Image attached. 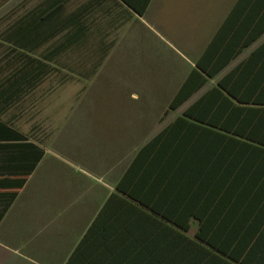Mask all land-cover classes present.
Segmentation results:
<instances>
[{"label": "crops", "instance_id": "0c3cea01", "mask_svg": "<svg viewBox=\"0 0 264 264\" xmlns=\"http://www.w3.org/2000/svg\"><path fill=\"white\" fill-rule=\"evenodd\" d=\"M237 1L0 0V117L45 151L0 222V264H67L98 219L120 239L104 264H264V150L184 116L241 122L212 90L264 33L170 108ZM18 58L56 59L62 91L3 81ZM35 152L0 168L22 175Z\"/></svg>", "mask_w": 264, "mask_h": 264}, {"label": "trees", "instance_id": "16d2710c", "mask_svg": "<svg viewBox=\"0 0 264 264\" xmlns=\"http://www.w3.org/2000/svg\"><path fill=\"white\" fill-rule=\"evenodd\" d=\"M262 3H264V0L237 1L197 61V68L193 70L176 94L170 108H176L189 98L192 92L197 90H188L187 88V85L194 81L196 77H199V86H202L208 77L215 76L244 49L262 36L264 33V10L260 8ZM138 12L143 14L145 10L140 9ZM55 60L54 58H18L16 72L3 76L2 80L38 84L46 78L47 73L44 71L50 67V62ZM23 92H26V90L12 91V94L22 97L24 96ZM212 93L223 97L224 106L228 110L234 109V111H238L239 118H241V122L238 125L233 127L229 123L221 125L213 121H206L197 114H193L191 110H187L184 116L196 120L198 123L194 122V126L203 127L214 133L239 134L242 138L248 140L242 141V143L264 150V42L221 78L218 81L217 88H214ZM4 95L8 97V89L5 90ZM203 99L205 98L200 101ZM208 126L217 128L219 131ZM30 140V135L25 134L9 121L0 117V152L7 151L14 146L32 147L37 151L30 167L22 175H15L13 173L14 170L7 169L5 166L0 168V222L17 198L20 190L26 184L29 174L35 169L44 155V149L30 142ZM10 156L11 159L14 158V155ZM115 195L117 194L114 193L110 200ZM99 221L100 219L87 231L67 264H104L111 257H119L120 253L113 256V251H116L115 248H119L120 239L118 241L116 239L112 240L110 236L105 234L104 229L99 232L97 230ZM161 226L167 227L168 225L162 222ZM118 237L126 240V236L123 234H118ZM181 237L185 238L184 236ZM188 241L191 240L188 239ZM247 258L248 256L245 259ZM243 264H247V262Z\"/></svg>", "mask_w": 264, "mask_h": 264}, {"label": "rangeland", "instance_id": "374dc122", "mask_svg": "<svg viewBox=\"0 0 264 264\" xmlns=\"http://www.w3.org/2000/svg\"><path fill=\"white\" fill-rule=\"evenodd\" d=\"M62 77L60 78V75L58 73H51L49 76H47L45 79H44V82L47 84V86L49 85H52V87L54 88L53 91L50 92L49 96L50 97H53L55 98L56 97V93L59 94L60 91H62ZM63 82H66V83H69L71 86H70V89H68L70 92H72V79L68 80V81H63ZM68 85V84H67ZM61 88V89H60ZM59 89V90H58ZM72 95H70L71 97ZM50 108H54V113L56 112V107L52 106ZM40 109V110H38ZM43 110H45L46 112V107L45 106H38V107H33V112L36 111V114H35V117H37L35 120L36 123L38 122V126H40V118H41V113L43 112ZM44 112V113H45ZM32 116L34 117V115L32 114H29L27 116H24L23 120H26L25 123H28L30 125V120H32ZM25 123H24V126H25ZM43 134V137H47V136H50L52 133H42ZM43 138V139H45Z\"/></svg>", "mask_w": 264, "mask_h": 264}]
</instances>
